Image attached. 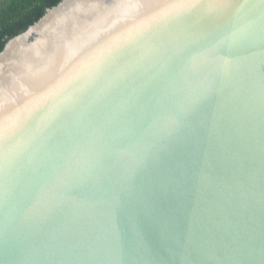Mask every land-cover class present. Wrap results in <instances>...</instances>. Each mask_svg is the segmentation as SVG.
Masks as SVG:
<instances>
[{"label": "water", "instance_id": "water-1", "mask_svg": "<svg viewBox=\"0 0 264 264\" xmlns=\"http://www.w3.org/2000/svg\"><path fill=\"white\" fill-rule=\"evenodd\" d=\"M0 264H264V0H63L11 39Z\"/></svg>", "mask_w": 264, "mask_h": 264}, {"label": "trees", "instance_id": "trees-1", "mask_svg": "<svg viewBox=\"0 0 264 264\" xmlns=\"http://www.w3.org/2000/svg\"><path fill=\"white\" fill-rule=\"evenodd\" d=\"M63 0H0V54Z\"/></svg>", "mask_w": 264, "mask_h": 264}]
</instances>
